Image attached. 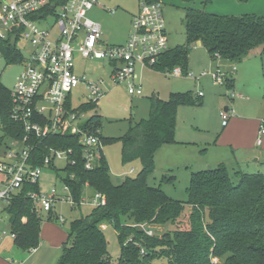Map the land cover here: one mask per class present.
Returning a JSON list of instances; mask_svg holds the SVG:
<instances>
[{"label":"trees","instance_id":"1","mask_svg":"<svg viewBox=\"0 0 264 264\" xmlns=\"http://www.w3.org/2000/svg\"><path fill=\"white\" fill-rule=\"evenodd\" d=\"M66 1L52 0V3L58 6ZM210 2L212 0H206L205 4ZM48 12L45 10L41 14L45 16ZM184 23L185 45L170 48L153 70L164 72L181 66L188 71L190 49L197 43L213 60L218 55L222 61L234 64L254 54H264V15L218 16L189 8ZM18 45L19 36L0 40V54L7 66L24 60ZM232 87L233 80H230L229 88ZM201 105V98L192 92L172 93L168 100L153 96L149 118L131 124L119 139L105 137L100 128L101 117L93 115L83 128L100 138L102 150L105 145L119 141L124 163L136 160L142 163L137 177H126L118 185L111 180L103 151L96 168L86 171L84 149L77 135L66 132L26 143L33 146L30 165L56 171L58 180L69 186L77 203L83 198L87 183L92 195L100 193L106 198L105 206L96 207L86 217L70 223L68 239L57 264L112 262L104 233L107 228L102 229L103 225L112 226L117 234L120 246L117 264H153L156 261L161 264H215L212 258L223 261L218 264H264V174L238 172L232 176L224 165L194 172L185 202L174 200L161 187H151L148 183L155 172L157 153L164 146L177 143L179 109ZM12 108L11 91L0 81V128L4 134L0 138V159L3 148L10 149L5 139L22 142L26 135L23 125L12 119ZM97 108L98 104L84 103L79 110L90 113ZM52 149L72 150L71 159L75 165L58 169L52 162L45 166L44 161ZM175 179L170 176L163 181L173 183ZM40 189V183H27L14 194L9 204L1 207L9 216L10 231L15 236L14 247L24 253L40 246L44 213L30 198L31 193H38ZM48 216L55 219L53 212ZM145 227L162 232L150 235Z\"/></svg>","mask_w":264,"mask_h":264},{"label":"built area","instance_id":"2","mask_svg":"<svg viewBox=\"0 0 264 264\" xmlns=\"http://www.w3.org/2000/svg\"><path fill=\"white\" fill-rule=\"evenodd\" d=\"M96 6H101L100 0H67L58 6L52 0H0V40L16 39L19 36V42L24 41L32 46L29 57L22 61L23 73L11 91L12 119L23 125L26 135L22 142L10 141L11 148L2 153L0 209L2 205L10 203L14 194L25 184L41 185L44 169L30 165L33 146L26 144L29 141L69 132L79 137L84 149L86 171L94 170L99 164L103 151L100 138L83 128L90 119H87L89 113L79 110L82 104L74 106L73 93L82 87L85 103L98 104L106 94L105 81L77 74V56L83 60L108 62L112 70L111 82L116 86L126 85L129 95L140 97L143 88L136 83L137 67L152 69L170 49L161 2L141 1L138 13L132 17L127 42L124 45L109 46L104 44L101 25L90 17V12ZM102 8L110 13L118 11V8ZM45 10L49 12L44 16L41 13ZM50 20L55 22L52 26ZM214 60L222 61L218 55H215ZM0 61H4L1 54ZM235 71L234 66L231 74ZM163 73L169 77L194 81L210 77L218 86L227 88L229 100L237 97L233 89L229 88L231 74L223 72L219 67L199 75L185 71L181 66ZM198 95L202 97L203 93L199 92ZM231 115H235L233 108L221 112L222 126H227ZM263 137L264 121L257 146L262 145ZM18 144H23L22 150L13 148ZM72 155V150L52 149L44 164L49 166L52 162L56 164L64 161L65 165H75ZM88 186L87 183L79 203L73 199L69 186L64 183H61L60 189H45L41 186L38 193L30 194V198L46 214L54 212L59 204H70L74 208L83 205L93 208L105 206L106 198L103 194L94 193L91 198L86 197ZM102 229H105V225ZM2 235L6 236L7 233L3 232ZM11 236L15 237L13 234Z\"/></svg>","mask_w":264,"mask_h":264},{"label":"rangeland","instance_id":"3","mask_svg":"<svg viewBox=\"0 0 264 264\" xmlns=\"http://www.w3.org/2000/svg\"><path fill=\"white\" fill-rule=\"evenodd\" d=\"M142 0H100L102 6L108 9L119 7L116 14L103 12L100 7H96L90 14L91 19L99 23L103 29V40L105 45H115L125 43L127 34L131 32L129 13L138 10ZM215 1L207 5L206 11H223L220 7H216ZM166 31L169 36L170 48L184 46L186 43V28L184 18L187 9L194 8L199 1L197 0H161ZM258 3V2H257ZM260 8V7H258ZM262 8V7H261ZM260 8V9H261ZM250 9L257 12L255 3L251 2ZM262 15V14H258ZM264 15V14H263ZM54 20H50L52 26ZM24 58L29 57L32 46L24 41H20L18 45ZM206 49L197 43L193 45L189 53V71L194 73L199 70L215 71L219 67L225 72L226 67L240 68L237 64L222 63L215 60V65H210L208 61ZM254 58H264V56L255 55ZM260 62L259 64H261ZM23 63H16L7 66L5 61H0V81L5 88L12 91L23 73ZM111 66L106 61L83 60L78 56L76 58V73L79 75H87L90 78L103 79L105 81V96L99 101L98 108L95 112H90L87 119L97 114L101 117L100 128L105 137L119 139L123 137L129 130V122L131 119L139 121L140 119H148L150 115V99L154 94L159 93L162 100H168L172 93L192 92L198 95L203 93L204 105L199 109L198 113H191L186 108H180L178 112L177 128H176V144L164 146L155 157V172L148 179L151 187H161L164 192L177 201L185 202L188 200L187 189L190 184V172L201 169L204 163H212L216 151V138L221 134L219 109L225 106L231 107V102L227 96V88L213 84L211 80L206 79L194 82L191 79H179L169 77L161 71H156L146 67H137L139 83L143 86L144 96L142 98L132 97L128 94L126 85H114L110 80ZM203 72V71H202ZM83 88L79 87L73 93V104L75 107L86 102L83 97ZM143 102H145L143 104ZM225 105V106H223ZM235 110V109H234ZM213 134H216L213 138ZM4 136L0 128V138ZM5 143L11 148L10 141L5 139ZM180 143V144H178ZM209 143V144H207ZM23 144L16 145L17 150L23 149ZM222 147L219 143L217 148ZM208 149V155L205 156L203 149ZM7 149L3 148L2 153ZM104 156L110 168V177L114 184H121L126 177H137L142 170V163L136 160L124 163L122 158V143L114 141L103 147ZM204 155V156H203ZM228 161V169L232 172V167ZM58 169L65 166L64 161L56 163ZM215 169V168H206ZM256 168H249L248 174H254ZM263 174V173H261ZM62 175V173H61ZM176 177V181L168 183L163 181L164 177ZM233 176V175H232ZM41 186L45 189L56 187L61 188V182L56 176V171L49 168L44 169L41 176ZM3 207V205H2ZM3 209V208H2ZM0 209V264H57L62 252V245L68 239V231L70 223L89 215L93 207L83 205L74 208L70 204H59L55 211L63 220L49 219L48 214L44 213V222L40 233V246L38 251H31L28 257L22 259L24 252L15 248L14 253L8 252V248L13 245V237L11 236L9 216ZM107 228V229H106ZM105 236L108 241V251L113 264L118 263L120 256V246L117 234L112 226L105 225ZM162 232V230H158ZM7 233V236L2 233ZM157 232V231H156ZM12 259L15 263L12 262ZM9 263H8V262ZM23 261V262H21ZM213 263L218 264L223 261L218 258H212ZM153 264H161L156 261Z\"/></svg>","mask_w":264,"mask_h":264},{"label":"crops","instance_id":"4","mask_svg":"<svg viewBox=\"0 0 264 264\" xmlns=\"http://www.w3.org/2000/svg\"><path fill=\"white\" fill-rule=\"evenodd\" d=\"M197 1H199V4H197L194 8L192 7V9L203 11L207 14H213L218 16H244V15L264 14V0H250V2L247 4L239 3L237 0H214L215 1L214 3H216L215 4L216 7H220L223 11H216V10L206 11L207 5L211 4L212 2H210L209 4H205L206 0H197ZM251 2L255 3L257 12L251 11L250 9ZM96 7H100L103 12H108L107 10L102 8L105 7L106 9H108V7L105 5L96 6ZM258 7L260 8L262 7V8L260 9ZM116 8H118L119 11V7ZM138 11H139V6L136 12L129 13L130 26H131L132 17L136 13H138ZM116 13H111V14H116ZM129 35H130V28L127 34L126 42L129 38ZM125 43L123 44L120 43L115 45H124ZM168 44L170 48L169 36H168ZM257 54L262 57L264 56V54H260V53ZM257 54H254L251 57L242 61L241 63L237 64L240 66V68L236 67V71L233 74H231V68L226 67L225 72L231 74V80H233L232 89L237 94V97L234 98L233 100H230L231 107L223 105L225 107H223V109L220 108L218 111L220 117L221 134L218 136V138H216V143H215L216 145L215 149L216 151H218V153L214 155L215 157L213 159L215 165L206 162L202 165L204 167H202L201 169L197 171H191L190 172L191 175L194 172L203 171L206 170V168H217L220 165H224L228 169L227 160L232 161V163L230 164L231 166H233L232 167L233 171L231 172L228 169L231 175H234L238 172L247 173V170H249V168H253V166L254 168H256L254 172L264 174V137L261 146H257L256 144L261 129L262 121H264V58H254L255 55ZM208 57H209L208 61L210 65L212 66L215 65V60L210 58L209 55ZM221 62L226 63L227 65L232 64L231 62H226V61H221ZM260 62L262 63L259 64ZM204 70L206 69L199 70V72H197L196 74L199 75L202 73V71L205 72ZM206 79L211 80L210 77H204L200 81ZM138 81H139V76L136 69V83L142 86ZM211 82L213 81L211 80ZM213 84L215 85L214 82ZM193 94L199 97V95H197L196 92ZM143 96H144V90H143V95L140 96V98H142ZM154 96H158L160 98L159 93L154 94ZM204 97H200L202 100V105L200 107L198 108L183 107V108L190 110L191 113H195V114L198 113L199 109L204 105L203 102ZM144 103L145 102H143V104ZM232 108L235 109V115L230 116L227 126H222V120L220 116L221 112L231 110ZM141 120L143 119H140L139 121ZM139 121H135L134 119H132V122H129V128L131 124L137 123ZM213 135H214L213 138H215L216 134ZM219 143L222 144V147L218 149L217 146ZM203 152H205L204 153L205 156L208 155V149L204 148ZM174 181H176V179ZM86 197L87 198L92 197V193L88 189L86 190ZM53 213L55 215L56 220L62 219L57 215L55 210ZM0 217H2V215H0ZM1 237L2 236H0V242L2 239ZM14 251H15V247L13 244L10 248H8V252L14 253ZM36 251H38V249H36L34 252ZM21 257L22 259L27 258L28 253L21 255ZM12 262L15 263L13 259ZM1 264H6V263L1 262Z\"/></svg>","mask_w":264,"mask_h":264},{"label":"water","instance_id":"5","mask_svg":"<svg viewBox=\"0 0 264 264\" xmlns=\"http://www.w3.org/2000/svg\"><path fill=\"white\" fill-rule=\"evenodd\" d=\"M144 230H145V232H147V233H151V234H153L154 232L158 231L159 229L154 228V227H145Z\"/></svg>","mask_w":264,"mask_h":264}]
</instances>
